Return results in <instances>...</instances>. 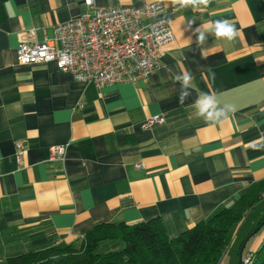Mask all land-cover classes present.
I'll use <instances>...</instances> for the list:
<instances>
[{
	"label": "crops",
	"instance_id": "obj_1",
	"mask_svg": "<svg viewBox=\"0 0 264 264\" xmlns=\"http://www.w3.org/2000/svg\"><path fill=\"white\" fill-rule=\"evenodd\" d=\"M148 3L92 0L96 7ZM163 5L174 42L157 70L146 79L97 88L53 62L24 64L16 57L21 41L51 38L56 25L83 14L85 0L4 3L0 249L74 243L102 223L153 219L171 239L233 206L264 179V146H252L264 136V0ZM219 19L231 21L239 36L228 42L209 33L198 48L195 29ZM183 71L193 80L191 95L180 103L181 85L173 77ZM202 93L232 105L229 120L214 125L195 118L192 104ZM159 116L163 122L143 127ZM53 146L65 148L63 159L49 160ZM239 225L229 246L238 241ZM243 238L229 264H238ZM263 242L255 238L248 251Z\"/></svg>",
	"mask_w": 264,
	"mask_h": 264
},
{
	"label": "built area",
	"instance_id": "obj_2",
	"mask_svg": "<svg viewBox=\"0 0 264 264\" xmlns=\"http://www.w3.org/2000/svg\"><path fill=\"white\" fill-rule=\"evenodd\" d=\"M85 4L88 9L76 19L56 25L51 38L21 41L17 60L24 64L53 62L76 80L97 88L136 82L157 70L165 48L174 42L163 4L96 7L86 0ZM163 121L164 117H152L143 127ZM64 154L63 146H53L49 160H61ZM254 258V252H249L242 256V264H252Z\"/></svg>",
	"mask_w": 264,
	"mask_h": 264
},
{
	"label": "trees",
	"instance_id": "obj_3",
	"mask_svg": "<svg viewBox=\"0 0 264 264\" xmlns=\"http://www.w3.org/2000/svg\"><path fill=\"white\" fill-rule=\"evenodd\" d=\"M0 0V21L6 16ZM264 194V179L250 185L231 207L217 210L184 233L168 238L158 219L102 223L74 243L32 248L0 260V264H220L239 223ZM262 219L257 222L256 227ZM118 241L117 251L99 252L104 241ZM252 264H264V242Z\"/></svg>",
	"mask_w": 264,
	"mask_h": 264
},
{
	"label": "clouds",
	"instance_id": "obj_4",
	"mask_svg": "<svg viewBox=\"0 0 264 264\" xmlns=\"http://www.w3.org/2000/svg\"><path fill=\"white\" fill-rule=\"evenodd\" d=\"M153 5H160L170 3L178 6V8H185L192 6L199 8L201 5L207 6L211 0H151ZM86 3L91 4L92 0H86ZM197 35V47L200 48L206 43L207 34L214 35L215 38L224 39L228 42H234L239 36V31L235 25L227 19H219L212 22L211 26L202 24L195 29ZM173 79L181 85L179 102L183 103L190 95L189 89L192 86L193 76L188 71H183L174 75ZM194 109V117L203 119L204 121L219 125L223 124L230 118V114L235 112L232 105H221L214 93H202L192 104ZM252 146H264V136L260 141H253Z\"/></svg>",
	"mask_w": 264,
	"mask_h": 264
},
{
	"label": "rangeland",
	"instance_id": "obj_5",
	"mask_svg": "<svg viewBox=\"0 0 264 264\" xmlns=\"http://www.w3.org/2000/svg\"><path fill=\"white\" fill-rule=\"evenodd\" d=\"M261 219L262 220L264 219V196H262V199L256 204V206L253 209L249 210L245 214L244 218L240 222V225L238 228V233H239L238 241L236 242V244H233L234 245L233 247L232 245L229 246L228 252L223 256L222 261H225V264H229L230 260L232 259L234 262L235 257H237L238 243L242 240L244 236L246 237L248 234L251 233V231H253L256 228L257 222ZM260 236L262 239L264 238V225L261 226V228L253 236L249 238L250 240L248 239L249 242L243 251L244 252L243 256H245L249 252L248 249H249L250 243L255 238L260 237ZM245 237L243 238V240H245ZM122 247H123L122 243L118 241L108 240V241L102 242L99 245L98 251L99 252L117 251V250H120ZM31 248L32 247H27L24 245H22V247L18 246L17 248H11L8 250L5 248H1L0 249V260H3L4 258L8 256H13L21 252H25L26 250L31 249Z\"/></svg>",
	"mask_w": 264,
	"mask_h": 264
},
{
	"label": "water",
	"instance_id": "obj_6",
	"mask_svg": "<svg viewBox=\"0 0 264 264\" xmlns=\"http://www.w3.org/2000/svg\"><path fill=\"white\" fill-rule=\"evenodd\" d=\"M264 225V219L261 221V223L253 230L251 231L250 234H248L246 237H245V240H243L242 242V245L239 249V254H238V264H242V253H243V250H244V246L246 244V242L248 241V239L253 236L260 228L261 226Z\"/></svg>",
	"mask_w": 264,
	"mask_h": 264
}]
</instances>
